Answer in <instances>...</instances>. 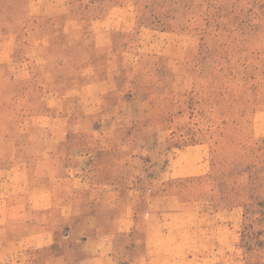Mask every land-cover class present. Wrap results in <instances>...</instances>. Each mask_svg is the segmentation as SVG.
<instances>
[{
    "label": "rangeland",
    "instance_id": "374dc122",
    "mask_svg": "<svg viewBox=\"0 0 264 264\" xmlns=\"http://www.w3.org/2000/svg\"><path fill=\"white\" fill-rule=\"evenodd\" d=\"M102 176L79 206L103 229L119 191L121 230L93 244L85 215L71 235L29 199ZM92 246L88 264H264V0H0V264Z\"/></svg>",
    "mask_w": 264,
    "mask_h": 264
},
{
    "label": "crops",
    "instance_id": "0c3cea01",
    "mask_svg": "<svg viewBox=\"0 0 264 264\" xmlns=\"http://www.w3.org/2000/svg\"><path fill=\"white\" fill-rule=\"evenodd\" d=\"M60 103V100H55V103H52L49 107L53 108L54 106H57ZM55 104V105H54ZM100 173V171H98ZM70 174V173H68ZM64 179V183H69V184H79L82 181H77L78 179L74 178L73 174L70 177L67 176L65 178H62V182ZM106 180H108V178L106 179V177H101L99 179V181L94 185V186H85V187H80V186H76L71 192L70 195H67L64 199H60V195L58 193H53L52 191L48 192L47 195H45V191H36L38 192V196L36 197H29V199H31L32 201H38L37 205L40 204L41 207H36L39 208L41 210H43L44 208H46L47 206H43L41 203H44L43 200L44 199H50V204L49 207L46 208V212L49 213L50 215L54 214L57 215V217L61 216V220L64 222V224H66V226H69L71 228L70 230V234L73 235L74 234V223H75V217L80 215L81 213L83 215H85L83 217V224L85 227V230L90 231L94 234L88 238V240H85V244L89 243V244H93L92 239L97 238V237H101V236H115L116 232H119L121 230L120 225V219H113V215H116V211H117V206L116 204H114V200L113 199H117L120 197L119 195V191H117L116 195H114L110 201H106V203H104L102 205V212L104 214H107V216L109 217L106 221H103L102 223L105 224H100L102 225L103 229H99V220H97V218L95 217L97 215V211L94 212L90 209V207H86V211H83V209L85 207H81L79 206L81 203H79V196H81L83 193H91V191H96L97 189L96 186L98 184L102 185V183L104 184V187L107 188H112L115 187V185L110 184H106ZM78 182V183H77ZM110 185V186H109ZM35 192V194H33L34 196L37 195V193ZM57 192V191H55ZM43 193V194H42ZM93 194V192H92ZM124 197H127V195H125ZM108 200V199H107ZM40 202V203H39ZM89 205H93V208H95V210L98 209L99 206H97L98 204H89ZM88 210V211H87ZM112 218V219H111ZM43 224L47 226L49 224V221H42ZM62 223V222H61ZM43 226H40L39 229L41 231H45L46 229L42 228ZM45 227V226H44ZM37 230V228H36ZM102 230V232H100ZM38 231V230H37ZM51 242L53 241H48L45 243H42L44 245H49L52 244ZM70 244V242H69ZM95 244V243H94ZM38 246V245H37ZM72 250V248H70V245L66 246L65 250ZM91 250V251H90ZM101 250L100 247H98L97 249H94V246H92L91 248L88 249V255H86L85 257H83L79 262V264H88L90 263L92 260L96 261L100 258L101 255ZM158 253L157 250H152L151 256L152 260L150 262L152 263H156L158 262V259H155L156 254ZM163 258V257H162ZM61 259V263H64L65 261V256H60ZM67 263V261H65ZM135 264V263H133ZM137 264V263H136Z\"/></svg>",
    "mask_w": 264,
    "mask_h": 264
}]
</instances>
